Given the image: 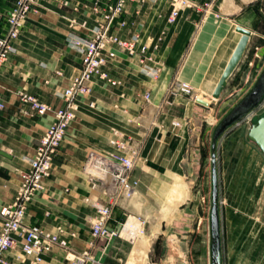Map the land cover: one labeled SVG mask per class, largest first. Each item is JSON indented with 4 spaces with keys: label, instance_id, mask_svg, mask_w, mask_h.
<instances>
[{
    "label": "crops",
    "instance_id": "1",
    "mask_svg": "<svg viewBox=\"0 0 264 264\" xmlns=\"http://www.w3.org/2000/svg\"><path fill=\"white\" fill-rule=\"evenodd\" d=\"M189 1L212 3L207 10L185 9L170 24L171 0H127L120 19L126 26L114 33L126 40L138 36L137 52L129 56L115 46L107 49L104 71L120 84L112 86L95 78L91 93L77 99V118L45 181V191L28 204L25 225L49 233L62 228V238L68 241L66 248L54 246L42 264H72L90 248L104 264H153L151 257L131 258L128 246L136 235L125 230L130 218L140 222L136 231L143 230V180L153 173L152 184L160 189L155 173L162 170L172 183L174 176L185 178L193 192L191 201L196 195L201 210L200 224L186 230L199 234L195 241L189 236L177 244L176 252L168 243L166 255L156 264H212V152L207 153V138L214 105L253 71L264 41V18L255 11L260 0ZM106 4L107 0H41L15 42V53L0 70V210L21 190L29 160L54 123L55 112L64 107L61 93L81 72V56L68 45V37L89 38L103 20ZM13 5L14 0H0V38L7 33ZM238 27L251 32L250 40L220 98L215 99L214 91L242 38ZM176 82L188 85L193 96L174 90ZM25 97L36 98L50 110L38 115ZM198 99L210 106L199 104ZM251 118L231 127L217 146L223 264H264V228L247 224L257 210L249 205L252 198L246 191L252 184L264 185V154L248 138ZM114 138L126 141L129 151H140L133 174L140 187L136 198L114 210L110 226L120 236L106 243L92 234L95 211L87 200L99 194L92 189L83 164L90 152L124 154L110 144ZM2 225L0 219V231ZM174 227L154 223L149 231L160 236ZM16 239L17 246L6 256L9 264H30L21 250L22 239ZM194 248L200 255L192 252Z\"/></svg>",
    "mask_w": 264,
    "mask_h": 264
},
{
    "label": "built area",
    "instance_id": "2",
    "mask_svg": "<svg viewBox=\"0 0 264 264\" xmlns=\"http://www.w3.org/2000/svg\"><path fill=\"white\" fill-rule=\"evenodd\" d=\"M40 1L14 0V5L8 15L7 33L0 38V70L15 53V42L19 39L29 15L37 10ZM126 3L127 0H107L103 20L92 30L89 38L71 34L67 39L68 45L81 56V72L61 93L65 103L64 107L55 112L54 123L47 129L34 156L29 160L30 170L21 190L12 203L3 206L0 210V219L3 224L0 231V264H9L6 256L17 246V237L22 239L21 250L30 264H42L44 256L50 253L54 246L63 248L68 246V241L62 238L64 232L62 228H59L56 233H49L41 227L25 225L26 211L28 204L45 191V181L51 177L67 131L77 118L79 110L77 99L84 98L91 93V84L95 78L112 86L120 84L104 71L108 62L107 49L115 46L129 56H134L137 52L138 36L126 40L114 33L118 27L126 26L124 21H120L126 11ZM171 6L168 21L173 24L183 10L208 9L210 4H197L189 0H171ZM110 57L114 58L115 54L110 53ZM180 90L184 94H191V89L186 84H182ZM25 99L32 103L40 116L50 110L46 104L39 102L36 98L25 97ZM0 108H2L1 105ZM174 125L177 126L179 123L175 122ZM110 144L125 153L90 152L83 164V172L88 177L92 189L99 194L97 199L88 198L87 200L95 211L92 234L95 240L106 243L120 236V231L110 226L114 210L122 202L133 200L140 187V181L133 176L140 161V151H129L127 142L119 138L110 140ZM72 264L104 263L96 258L90 248L78 254Z\"/></svg>",
    "mask_w": 264,
    "mask_h": 264
},
{
    "label": "rangeland",
    "instance_id": "3",
    "mask_svg": "<svg viewBox=\"0 0 264 264\" xmlns=\"http://www.w3.org/2000/svg\"><path fill=\"white\" fill-rule=\"evenodd\" d=\"M211 3L212 1L209 2L210 5ZM255 11L258 13V16H260L261 19L264 18V0H260L255 5ZM261 23L264 33V20H261ZM261 44L262 46L260 55L258 58H256L257 61L254 64L253 71L246 73L241 84H239L235 89L230 88L226 93V97L219 101L217 105H214V114L212 117L213 125L207 138V153H213V136L217 127L233 111V109L248 96V94L253 89L252 85H256V81L259 80L264 72V41ZM174 87V90H176L179 94L189 97L193 96L192 91L189 95L182 93L180 90L181 84L178 82L174 84ZM255 113L256 115L252 116L250 121L247 123L248 128L251 125L253 126L256 124L257 121L264 116V105ZM252 144L256 145L253 142ZM161 173L162 174L155 173L156 182L161 187L160 189L157 187L154 188V184H152V179L154 177L153 173L148 174V177L145 176L142 184L144 197L141 206V213L143 214V220L146 222V224L145 226L143 225L142 231H130L131 234H129L133 236L136 235V237L131 242L132 245L128 246L131 258L143 260L149 259L151 257V263L153 264L159 263V261L164 258L168 251V243H170V247L173 249V251L176 252L178 250L177 246H179L177 244H182V242L189 240V236L193 235L192 241H195V237L199 234L197 232L188 233L186 230L196 227L200 224L198 210H201V202L195 199L196 195H193L194 199L191 201V195L193 192L191 193V186L186 184L185 178L174 176L172 183L165 170H162ZM260 175L261 174H259V177ZM209 187L210 184H208L207 192L209 191ZM248 188L249 190L246 191V193H248V195L252 198L249 201V205L251 204V208L253 209H255L256 206L257 216L253 215L251 217V221L247 222V224H255L262 229L264 228V185L260 183L252 184ZM256 193L257 195H260V197H257ZM210 207L212 210V201ZM132 219L140 224L136 218ZM154 223H164L167 225H174L175 227L171 232L166 231L165 233H161L160 236H156V233L149 231L150 227ZM156 237L159 238L156 239ZM154 240L156 242L155 244H153ZM196 242L195 245L198 243ZM196 248H194V250L191 249L192 252L195 255H200V252ZM148 250H150L151 253H149Z\"/></svg>",
    "mask_w": 264,
    "mask_h": 264
},
{
    "label": "water",
    "instance_id": "4",
    "mask_svg": "<svg viewBox=\"0 0 264 264\" xmlns=\"http://www.w3.org/2000/svg\"><path fill=\"white\" fill-rule=\"evenodd\" d=\"M237 32L242 35V38L224 71L213 97L219 99L228 80L238 67L248 46L251 32L243 27H238ZM197 102L203 106L209 107L210 104L202 99ZM264 103V72L253 87L252 91L244 98L233 111L220 123L215 130L212 145V210H211V232H212V264H223V249H222V230L220 217V191L218 177V155L217 146L220 138L234 125L242 122L248 116L255 113ZM251 140L264 154V116L254 124L248 135Z\"/></svg>",
    "mask_w": 264,
    "mask_h": 264
},
{
    "label": "bare ground",
    "instance_id": "5",
    "mask_svg": "<svg viewBox=\"0 0 264 264\" xmlns=\"http://www.w3.org/2000/svg\"><path fill=\"white\" fill-rule=\"evenodd\" d=\"M138 229H140L139 228V224L136 222V221H134V219H130V221H129V223L126 225V232L127 231H136V230H138Z\"/></svg>",
    "mask_w": 264,
    "mask_h": 264
}]
</instances>
